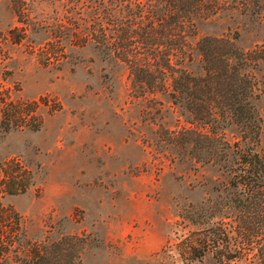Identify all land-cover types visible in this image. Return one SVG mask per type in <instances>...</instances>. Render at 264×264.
Instances as JSON below:
<instances>
[{
	"label": "rangeland",
	"instance_id": "obj_1",
	"mask_svg": "<svg viewBox=\"0 0 264 264\" xmlns=\"http://www.w3.org/2000/svg\"><path fill=\"white\" fill-rule=\"evenodd\" d=\"M101 1L0 0V264H264V191L172 143L188 114L96 42ZM225 14L201 34L264 42Z\"/></svg>",
	"mask_w": 264,
	"mask_h": 264
},
{
	"label": "trees",
	"instance_id": "obj_2",
	"mask_svg": "<svg viewBox=\"0 0 264 264\" xmlns=\"http://www.w3.org/2000/svg\"><path fill=\"white\" fill-rule=\"evenodd\" d=\"M113 2L105 7L102 0L103 7L96 8L95 40L125 62L141 94L169 92L185 108L191 126L175 131L172 143L187 148L202 165L218 163L234 178V187L248 193L240 202L260 195L264 129L256 102L263 93L257 72L264 78V42L244 48L238 32L233 37L201 34L199 27L225 13L264 16V0ZM196 55L200 67L195 71ZM247 222L243 217L245 227ZM48 257V251L39 256Z\"/></svg>",
	"mask_w": 264,
	"mask_h": 264
}]
</instances>
